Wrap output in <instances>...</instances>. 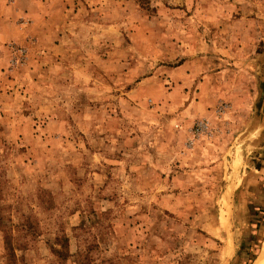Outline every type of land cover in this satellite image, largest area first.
I'll use <instances>...</instances> for the list:
<instances>
[{"label": "rangeland", "instance_id": "374dc122", "mask_svg": "<svg viewBox=\"0 0 264 264\" xmlns=\"http://www.w3.org/2000/svg\"><path fill=\"white\" fill-rule=\"evenodd\" d=\"M263 241L264 0H0V264Z\"/></svg>", "mask_w": 264, "mask_h": 264}, {"label": "crops", "instance_id": "0c3cea01", "mask_svg": "<svg viewBox=\"0 0 264 264\" xmlns=\"http://www.w3.org/2000/svg\"><path fill=\"white\" fill-rule=\"evenodd\" d=\"M203 82H206V81L204 80ZM203 85H205V83H201V82H200L199 87H203ZM201 92H202V91L199 92V95H201V94H200ZM210 101H211V103H213V100H210ZM200 102L202 103V106H203V107H207L209 104H211V103H208L206 99H202V98H200V101L197 102V105H199ZM190 105H196V103H195V104H190ZM190 105H189V108H190ZM201 117H203V116H201ZM195 142H196V141L191 142L190 147H192V146L194 145Z\"/></svg>", "mask_w": 264, "mask_h": 264}, {"label": "bare ground", "instance_id": "6f19581e", "mask_svg": "<svg viewBox=\"0 0 264 264\" xmlns=\"http://www.w3.org/2000/svg\"><path fill=\"white\" fill-rule=\"evenodd\" d=\"M253 264H264V241L262 242L261 250Z\"/></svg>", "mask_w": 264, "mask_h": 264}, {"label": "built area", "instance_id": "2783aa9c", "mask_svg": "<svg viewBox=\"0 0 264 264\" xmlns=\"http://www.w3.org/2000/svg\"><path fill=\"white\" fill-rule=\"evenodd\" d=\"M201 127H202V124H199V123H198V128H201Z\"/></svg>", "mask_w": 264, "mask_h": 264}]
</instances>
